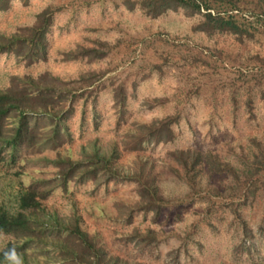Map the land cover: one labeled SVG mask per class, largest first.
<instances>
[{"label":"rangeland","instance_id":"obj_1","mask_svg":"<svg viewBox=\"0 0 264 264\" xmlns=\"http://www.w3.org/2000/svg\"><path fill=\"white\" fill-rule=\"evenodd\" d=\"M126 2L13 0L0 11V37L31 27L46 9L54 14L47 61L26 66L13 54L0 53V90L9 86L11 77L46 72L65 80L93 72L99 79L94 84L99 91L94 108L98 127L92 124L91 108L81 117L80 105L69 121L71 144L1 166L0 211L16 215L27 187L53 177L54 168L46 160L59 155L78 161L94 145L107 151L117 143L122 149L124 135L137 124L172 122V141L139 153L123 151L119 160L124 167L136 159L147 161L167 198H182L188 192L167 169L170 152L197 150L230 161L253 150L260 158L264 155V0H237L238 11L229 14L239 21L238 34L209 35L196 29L200 15L177 10L150 18L137 5L128 9ZM78 46L94 48L100 59L80 56L66 61L64 54ZM114 90L127 96L123 117L113 100ZM257 178V185L264 186V170ZM215 180L219 181L216 175ZM196 196L167 203L155 220L152 213L137 212L131 224L119 214L138 201L136 184L130 181L72 185L67 194L54 192L43 206L60 217L77 212L84 227L127 264H264V198L259 195L251 202L249 196L241 207L252 229V240L244 245L239 222L227 205L238 201L227 192L205 212L206 203ZM133 230L140 235L152 230L155 243L137 244L129 238ZM14 241L0 233V251ZM250 242L255 248L248 252Z\"/></svg>","mask_w":264,"mask_h":264},{"label":"trees","instance_id":"obj_2","mask_svg":"<svg viewBox=\"0 0 264 264\" xmlns=\"http://www.w3.org/2000/svg\"><path fill=\"white\" fill-rule=\"evenodd\" d=\"M13 0H0V11L9 8ZM127 8L141 10L145 16L157 18L171 11L182 10L188 16L200 15L196 29L205 34L239 33L237 0H127ZM54 14L46 9L36 16L31 27L21 28L9 37H0V53L13 54L26 66L46 62L48 59L47 35L53 25ZM97 50L76 47L64 54L65 60L77 57L89 61L100 59ZM96 76L93 72L80 74L76 79L65 80L50 73L37 77H11L5 90H0V167L14 164L27 154L40 155L45 151H57L73 142L69 121L82 105V115L91 108L92 124L98 127V114L94 108L98 97ZM93 87L92 89H89ZM113 100L119 107V115L125 114L127 96L114 90ZM171 121L160 120L150 124H137L126 132L119 144H112L107 151L91 148L78 161L63 159L59 155L49 161L54 168L53 177L32 182L19 199L20 212L9 215L0 211V233L10 235L9 242L0 251V264H10L5 252L14 248L22 264H127L118 255L110 252L107 245L91 234L82 217L72 212L68 217L46 211L43 203L60 191L67 194L70 187L90 182L95 186L130 181L136 184L138 201L131 207L120 209V216L127 224L133 222L135 213H152L157 219L167 203L179 204L182 200L196 196L206 203L205 212L215 205V199L228 198L238 201L227 204L234 220H238L243 244L252 240V229L243 217L241 207L250 198L253 202L262 196L264 186H258L257 176L264 170V155L260 158L253 150L240 154L234 161L220 159L212 153L197 150H176L167 154L171 164L167 169L172 176L182 181L188 192L182 198H167L158 186L154 167L146 161L120 165L122 152L139 153L150 145L172 141L174 133ZM258 147H256L257 149ZM215 175L219 177L216 182ZM250 196V197H249ZM249 197V198H248ZM177 206H170L176 208ZM132 231L129 238L137 244L155 243V233L148 230L145 235ZM144 236V237H142ZM245 242V243H244ZM143 245V246H146ZM247 251L255 248L250 242ZM43 259V261L40 260Z\"/></svg>","mask_w":264,"mask_h":264},{"label":"clouds","instance_id":"obj_3","mask_svg":"<svg viewBox=\"0 0 264 264\" xmlns=\"http://www.w3.org/2000/svg\"><path fill=\"white\" fill-rule=\"evenodd\" d=\"M4 255L10 264H22V260L14 248L6 251Z\"/></svg>","mask_w":264,"mask_h":264}]
</instances>
